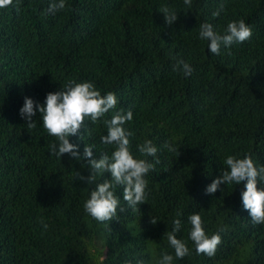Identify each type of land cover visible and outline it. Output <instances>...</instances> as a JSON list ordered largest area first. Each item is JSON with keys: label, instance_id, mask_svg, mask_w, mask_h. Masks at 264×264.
<instances>
[{"label": "trees", "instance_id": "1", "mask_svg": "<svg viewBox=\"0 0 264 264\" xmlns=\"http://www.w3.org/2000/svg\"><path fill=\"white\" fill-rule=\"evenodd\" d=\"M50 3L19 0L17 10L13 0L0 8V264H158L164 252L173 264H264V224H254L242 204L246 181L205 192L227 170L228 155L264 165V0H192L190 8L184 0H65L54 15L46 14ZM163 5L177 12L175 23L165 22ZM240 19L250 39L219 55L199 37L201 23L223 34ZM173 56L192 66L190 76L174 70ZM70 80L111 91L117 110L132 111L124 125L134 133L130 150L154 165L140 211L128 207L120 187L118 220L101 223L84 209L96 184L110 179L105 172L89 185L76 174H90L86 144L96 159L114 150L101 143L111 110L69 137L79 160L50 153L56 137L38 111L34 128L20 115L26 96L43 104ZM145 140L156 156L139 152ZM193 213L209 236H221L212 257L196 253ZM176 219L175 235L190 250L183 259L167 240Z\"/></svg>", "mask_w": 264, "mask_h": 264}, {"label": "clouds", "instance_id": "2", "mask_svg": "<svg viewBox=\"0 0 264 264\" xmlns=\"http://www.w3.org/2000/svg\"><path fill=\"white\" fill-rule=\"evenodd\" d=\"M184 4L189 8L192 0H184ZM19 0H17V10ZM13 6V0H0V8ZM66 7L65 0H51L46 14H55ZM222 8V5H221ZM163 13L165 22L169 25L178 19L177 12L167 5L159 9ZM219 15V11L213 13ZM251 28L243 19L229 22L223 34L214 30L210 23H201L199 26V37L208 41V49L211 53L219 55L221 49L230 48L233 43H243L250 39ZM173 68L181 71L185 76H190L192 66L183 59L175 56ZM118 100L115 93L109 91L106 95L96 88L91 81L76 82L70 80L64 84L61 90L49 92L43 104L36 103L32 98L25 97L24 104L20 109V115L26 121L29 128H34L33 117L37 111L42 116V121L47 132L56 137V143L49 146L50 153L58 158L64 154L76 160L81 159L78 152V145L70 143L69 137L77 135L82 127H85L86 119L95 124L107 113L112 111L110 118L103 119V124L107 129V134L101 136V143L113 146V151L109 155L102 152L99 159L93 156V146L87 145L84 148V157L88 158L90 164V174L85 177L81 172H77L76 178L91 185L96 182L97 176L105 172L110 173V179H104L97 183L95 189L90 192V196L84 202V209L88 215L98 222H110L118 220V207L123 212L125 209L120 207V199L116 195V188L123 189V200L133 211L139 210V205L147 202L148 192L146 191L148 181L145 179L154 165L146 159L136 158L130 150V139L134 133L124 127L133 119L131 110L125 111L123 108L116 109ZM139 152L143 156H156L157 147L151 140H145L138 146ZM164 147L169 151H178L171 144L165 143ZM159 163V160H156ZM227 170H223L222 175L213 179L206 187V194H214L221 184L231 185L233 183L244 184L241 192L242 204L254 224H264V165L256 166L249 155L237 158L228 155L224 160ZM260 185L259 187L257 185ZM140 211V210H139ZM191 225L190 239L195 245L197 254H205L209 257L215 255L218 245L221 243L219 233L209 236L203 227V221L199 213H193L188 217ZM157 220L151 218V223ZM46 230L48 225L41 220ZM173 229L167 233L169 245L174 249L175 257L183 259L190 254L186 243L177 238L176 232L180 230L181 222L179 219L173 221ZM223 231V229H221ZM173 255L164 252L158 264H173ZM131 264V261H125ZM137 264H144L138 260Z\"/></svg>", "mask_w": 264, "mask_h": 264}]
</instances>
